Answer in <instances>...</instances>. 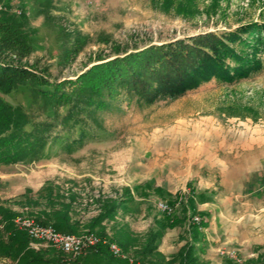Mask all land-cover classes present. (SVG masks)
<instances>
[{
    "label": "rangeland",
    "instance_id": "obj_1",
    "mask_svg": "<svg viewBox=\"0 0 264 264\" xmlns=\"http://www.w3.org/2000/svg\"><path fill=\"white\" fill-rule=\"evenodd\" d=\"M0 14L20 21L32 44L26 58L4 60L62 83L135 49L262 24L264 0H5ZM7 100L27 111L52 108L31 82ZM84 105L85 122L77 129L61 122L69 138L52 141L45 159L0 165V207L16 214L14 223L38 211L23 204L22 194L29 191L44 204L50 191L72 203L82 235L116 245L122 258L133 253L113 239H143L150 230L161 232L158 248L169 259L187 243L196 246L197 264H228L226 257L245 262L264 253V194H247L244 186L259 157L264 163V143L245 150L251 137L264 138V67L233 84L212 80L176 99L148 102L121 90L99 98V106ZM149 182L167 196H139L136 187ZM192 190L209 199L199 203L197 196L191 208L186 198ZM113 199L125 205L88 232L102 203ZM161 204L171 208L170 216ZM201 213L207 226L195 238L191 229ZM5 225L0 212V244L9 240ZM29 245L49 258L74 260L53 247ZM0 264H19V257L0 247Z\"/></svg>",
    "mask_w": 264,
    "mask_h": 264
},
{
    "label": "trees",
    "instance_id": "obj_2",
    "mask_svg": "<svg viewBox=\"0 0 264 264\" xmlns=\"http://www.w3.org/2000/svg\"><path fill=\"white\" fill-rule=\"evenodd\" d=\"M4 1L0 0V6ZM31 49L29 33L23 29L22 23L15 19L3 20L0 14V165L26 162L28 159H45V152L52 141L69 138L64 135L66 131H61L60 128L64 121L70 122L74 129L85 122V113L82 114V111H85L84 102L99 106V98L116 95L121 90L148 102L176 99L212 80L233 84L249 78L264 67V23H248L233 30L205 32L135 49L91 67L75 81L62 83L49 82L45 76L33 69L7 62L3 58L14 56V60H22L31 53ZM26 82H31L33 90L49 102L52 107L49 111L42 108L27 111L23 106L7 100L14 89ZM74 140L75 137L70 138V141ZM135 190L139 196H149V192H153L162 198L168 194L165 189L150 182L136 187ZM27 192L20 196L21 200H24L25 205L38 208V211L31 213L38 224L52 226L60 233L82 235V225L73 218L71 202L54 197L48 191L44 194V204H41L40 199H35L29 191ZM127 193L130 195L128 190ZM197 196L199 203L209 199L207 193L197 195L192 190L186 201L190 202L193 209ZM172 204L173 202H170V205ZM124 205L125 202L120 199L103 202L98 216L89 223L87 231L92 232L105 220H113L115 213ZM0 212L2 220L6 223L4 231L9 236L8 243L2 242L0 247L9 246L15 257H19V264L198 262L196 246L193 243H187L172 259L167 258L160 252L157 244L161 232L153 230L143 239L131 235L123 242L116 237L113 239V242H118L125 251H132L131 257L122 258L111 251L110 243L100 242L85 255L74 257L72 262L49 258L40 250L30 248L31 239L14 223V212L1 207ZM167 215L171 214L167 212ZM206 215L201 213L200 222H194L191 230L195 233V238L196 234L207 226L204 219ZM226 259L229 260L228 264H264V253L245 262H237L230 257Z\"/></svg>",
    "mask_w": 264,
    "mask_h": 264
},
{
    "label": "built area",
    "instance_id": "obj_3",
    "mask_svg": "<svg viewBox=\"0 0 264 264\" xmlns=\"http://www.w3.org/2000/svg\"><path fill=\"white\" fill-rule=\"evenodd\" d=\"M160 206L163 211H169L168 213L172 211L167 205L161 204ZM194 220L198 219L194 218ZM15 223L28 234L35 246L53 247L73 257L87 253L89 249L100 242L95 234L88 233L78 236L60 233L52 226H41L34 219L17 218ZM110 247L114 254H119L120 250L116 245L112 244Z\"/></svg>",
    "mask_w": 264,
    "mask_h": 264
},
{
    "label": "crops",
    "instance_id": "obj_4",
    "mask_svg": "<svg viewBox=\"0 0 264 264\" xmlns=\"http://www.w3.org/2000/svg\"><path fill=\"white\" fill-rule=\"evenodd\" d=\"M262 143H264V138L253 139L251 137L250 143L246 145L245 150L247 151H252L255 149L261 150ZM259 160H260V164L258 168L255 170H251L252 172L255 173L252 174L251 176H248L246 179V183L244 184L247 194H253V193L257 195L264 194V163H262V157H259Z\"/></svg>",
    "mask_w": 264,
    "mask_h": 264
}]
</instances>
